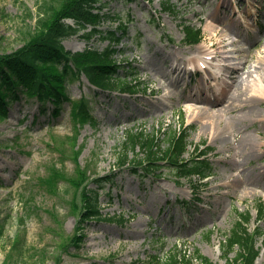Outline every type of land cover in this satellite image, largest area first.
Wrapping results in <instances>:
<instances>
[{"label": "rangeland", "instance_id": "rangeland-1", "mask_svg": "<svg viewBox=\"0 0 264 264\" xmlns=\"http://www.w3.org/2000/svg\"><path fill=\"white\" fill-rule=\"evenodd\" d=\"M54 2L0 0V55L22 48L42 12ZM163 4L172 5L174 12H164ZM96 6L101 14L128 23L118 58L131 64L129 70L142 83L139 93L101 92L84 77L75 79L67 87L68 97H84L95 117V124L78 128L67 101L54 118L50 104L44 114L35 100L9 104L7 118L0 119V264H153L173 251L189 257L197 252L209 264H225L223 239L238 221L237 214L245 212L250 215L248 231L259 233L254 264H264V219L257 222L255 210L264 204V0H100ZM182 24L201 28L202 41L186 46ZM100 29L118 31L115 22H105ZM88 30L64 39L63 47L71 52L103 50L108 42L85 37ZM222 30H227L226 50L235 52L209 60L210 45ZM194 51L203 53L212 75L173 68L176 63L188 67L182 62ZM222 57L241 69L237 83L243 89H263L259 98L248 93L236 100L238 105L248 98L244 109L230 112V94L213 106L186 98L213 100L224 85H234L225 76ZM179 72L183 76L172 86L161 77L178 79ZM202 108L224 112L210 118ZM182 115L189 126L184 158L205 151L211 165L206 179L178 181L164 163L158 164L155 176L145 178L118 170L130 129L158 134L164 147L168 133L179 129ZM73 135L75 142H66ZM141 153L136 147L127 154L132 159L141 158ZM52 169L61 170V175L47 187L40 180L46 181ZM239 175L249 184L232 181ZM111 177L99 189L90 183L91 178ZM85 185L96 190L101 218L81 225L82 242L78 247L69 244L65 251L62 239L80 226ZM193 186L200 190L190 196Z\"/></svg>", "mask_w": 264, "mask_h": 264}, {"label": "trees", "instance_id": "trees-1", "mask_svg": "<svg viewBox=\"0 0 264 264\" xmlns=\"http://www.w3.org/2000/svg\"><path fill=\"white\" fill-rule=\"evenodd\" d=\"M99 0H55L47 6L38 18L34 31L28 35L22 48L11 54L0 55V119L7 117V108L11 102L25 99H34L40 111L46 110V105L51 104L52 115L56 116L60 105L67 100L66 87L74 78L84 75L89 83L102 91L134 92L138 84L131 72L117 60L122 51L117 48L121 38L125 36V30L120 33L115 31H101L102 22L111 19L100 14V9L95 6ZM165 9L171 10V6L165 5ZM97 11V12H94ZM66 19L74 22L75 26L65 23ZM90 28L87 36H97L100 40H108L109 44L102 51L97 49H85L83 52L72 53L66 51L62 41L70 35ZM184 41L186 44H196L201 39L200 30L189 26L183 27ZM128 67L130 65L128 64ZM86 100L81 98L71 102V116L74 123L94 122L90 115ZM123 144V152L119 159L120 167H129L132 172L138 173L139 168L146 174H153L157 169L156 162L164 161L169 166L177 169L180 178H188L191 175L204 176L208 172L206 162L190 160L181 162V157L186 150L185 130L179 134L171 132L167 138V146L162 149L156 136L136 133L130 130L126 134ZM140 147L143 158L129 159L128 151ZM75 155V156H74ZM74 160L78 155L75 152ZM82 174V172H80ZM61 175L57 169H52L48 179H41L49 187L55 177ZM80 182L85 177L81 176ZM78 178V179H79ZM96 184L99 180H93ZM79 186V184H76ZM91 190L86 186L82 188L83 213L79 220L80 226L72 237L62 240L66 245L81 242V225L92 217L99 215L95 209V198L90 196ZM73 208L77 206L73 204ZM259 216L264 214V207L260 205ZM248 214L241 216L243 223H237L236 228L225 238L223 250L226 264H253L257 250L254 248V238L247 232L245 224L248 222ZM79 234V235H77ZM237 247L236 256L229 259L228 254ZM195 258L203 264H208L199 255ZM58 261V259H56ZM161 264H190L185 255L178 257L177 253H169Z\"/></svg>", "mask_w": 264, "mask_h": 264}, {"label": "bare ground", "instance_id": "bare-ground-1", "mask_svg": "<svg viewBox=\"0 0 264 264\" xmlns=\"http://www.w3.org/2000/svg\"><path fill=\"white\" fill-rule=\"evenodd\" d=\"M224 33H227V30L226 31L222 30V31L217 32V34L215 35V40L210 45V49H213V52L211 53L213 60H216L217 58L221 57V55L224 56L226 54H231V53L235 52L232 49L226 50L227 45L225 44L226 39L224 38V36H225V35H223ZM238 52H241V50L236 49V53H238ZM194 53H196V54H194L193 56H188V57L186 56V60L182 63L189 64L190 69L196 70L197 69V67L195 66L196 63L201 65V64H204L205 62H203L204 56H203L202 52L198 53V52L194 51ZM176 67H179V65L177 64ZM223 68L225 71V76L228 77L229 79H231L232 83H234V85H224V88L222 89L221 94L219 96H215L213 98V100H211L209 97H204L203 99H201V98H198L196 96H187L186 98L191 100V101L197 102V103H202L204 106H206V105L207 106H213V105L223 103L222 97H225L227 94H230L231 95L229 98L230 103H228L226 107L228 109H230V112H233L234 107H237L240 109L246 108L248 98L245 101H240L242 104L235 105L236 100L240 96L241 97L242 96L247 97V95L249 93V94H251L252 97L259 98L262 95V93H263L262 88H259V89L244 88L243 89L242 86L237 83L241 69L236 68V67H232L230 64L227 63L226 58H223ZM205 73L207 75L211 74L210 72H207V70L205 71ZM182 76H183V73L179 72V74L177 75L178 79H169L167 76H165L163 74L161 77L167 86H172V85H175L177 83V81L180 80L179 77H182ZM210 77H212V76H210ZM166 95H164V97ZM202 109L205 111V113H207L208 116H210V118L219 117L220 113H221V111H220L219 113L214 114L213 112H209V109L208 110L206 108H202ZM263 173H264V171H263ZM232 181H234L235 183L249 184V182H247L241 178V175H239V177L237 179H232ZM229 184H230V182H227V187ZM251 185H254V182H252Z\"/></svg>", "mask_w": 264, "mask_h": 264}]
</instances>
